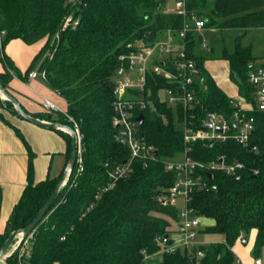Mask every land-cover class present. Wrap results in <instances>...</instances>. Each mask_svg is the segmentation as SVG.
<instances>
[{"label": "trees", "instance_id": "16d2710c", "mask_svg": "<svg viewBox=\"0 0 264 264\" xmlns=\"http://www.w3.org/2000/svg\"><path fill=\"white\" fill-rule=\"evenodd\" d=\"M170 0H0V30L5 31L0 46V86L11 92L14 66L4 49L13 40L39 46L33 66L45 75L47 85L63 98L65 111L29 113L41 120L69 125L80 135L81 151L67 184L61 189L52 208L38 225L30 245L32 264H144L146 256L160 252L158 239L170 235L174 223H180L175 203L164 199L176 180V173L166 170V163L178 161L183 155L184 122L194 130L203 129L209 113L229 121L233 135L234 108L229 97L204 67V58L195 52L193 32L184 39L179 32L190 17L206 21L205 28L257 29L264 26V0H186V16L165 12ZM171 9V8H170ZM68 16L78 20L75 27L63 28ZM174 33V43L183 48L205 77L195 85L196 103L185 114L180 106H170L162 99L167 88L178 87L163 75L149 72L145 92L146 108L139 112L144 123L140 138L154 148L157 156L147 166L133 159L131 172L125 178L111 179L110 173L131 160V151L116 141L113 126L115 74L120 57L129 52V43L151 45ZM230 78L238 86L240 99L255 107V88L249 82L251 64L256 62L251 46H244L238 37L233 53L224 52ZM176 59L156 61L166 70L174 71ZM31 66L25 73L27 79ZM19 101V100H18ZM0 120L14 128L24 141L30 159L34 156L23 134L11 118L24 120L9 101L1 100ZM24 108V107H23ZM25 109V108H24ZM8 114V116H6ZM255 119L254 131L246 145L229 138L225 141L196 140L191 143L190 156L197 162L226 164L236 161L245 165L240 180L221 169L197 168V186L188 206L201 219L211 220L202 230L220 235L222 241L209 245L182 247L163 254L158 264H237L233 248L238 239L256 238L252 255L260 258L264 249V112L256 108L247 113ZM70 159L72 138L63 131ZM182 159V158H181ZM80 160V161H79ZM67 164V163H66ZM66 167V166H65ZM254 170L258 171L255 175ZM32 164L29 184L10 216L6 230L0 234V249L13 233L26 228L61 180L46 179L34 184ZM203 252L199 257L198 252Z\"/></svg>", "mask_w": 264, "mask_h": 264}, {"label": "built area", "instance_id": "2783aa9c", "mask_svg": "<svg viewBox=\"0 0 264 264\" xmlns=\"http://www.w3.org/2000/svg\"><path fill=\"white\" fill-rule=\"evenodd\" d=\"M75 2L76 0H69ZM173 8H165V12H176L186 16V0H170ZM190 21V23H189ZM79 24L78 20L68 16L63 28L69 26L75 27ZM206 21L192 16L185 23L184 28L179 32V37L184 39L189 32L201 31L205 28ZM166 38L157 41L151 45H144L141 42L129 43L127 48L129 52L120 57L121 65L117 69L114 82L115 100L113 106L112 123L116 128V141L121 145L127 146L131 151V160L126 164L116 167L111 173V179L118 180L125 178L131 172V162L133 159H140L147 166L148 162L153 160L154 148L146 145L140 138L139 112L146 108V100L144 98L145 87L147 83V75L149 72H154L158 75H163L169 81L178 83V87L167 88L162 94L167 95L165 102L168 105L183 108L185 114L189 112L196 103L197 91L195 85L197 83L204 84L205 77L200 72L195 62L187 57L183 48L174 44V33L171 30L165 32ZM5 31L0 30V46L2 44ZM205 46V44H204ZM172 54L176 59L173 63L175 70H166L161 64H156V61L162 64L167 62V58ZM168 63V62H167ZM45 78L44 74H41ZM38 77V73L33 71L29 73V78ZM249 82L255 88V107L249 105L244 99L233 100L232 106L236 108L233 114L232 122L234 134L231 135V125L228 120L222 118L215 113H209L203 123V129L194 130L189 127L184 117L183 122V137L186 144L182 159L178 161H169L166 163V170L176 173V180L169 192V198L164 199L163 203L170 201L175 203L179 197H184L185 208L180 211V223L177 233L180 236V244L172 239L170 235L162 236L158 239V244L161 246L160 253L170 254L176 252L182 247H192L195 245V240L199 233L201 218L196 216L193 210L188 206L191 193L197 186L195 174L197 168L221 169L226 174L240 180L245 170V165L242 162L236 161L232 164H226L224 156L218 158V162L202 164L195 161L191 156V143L196 140L203 141H225L232 138L238 141L241 145H246L250 136L254 131L255 119L248 117L247 113L252 112L255 108L258 111L264 112V61L254 62L249 70ZM46 109L57 110L56 107L49 101L44 103ZM211 125V130H205L204 126ZM216 128H221L222 133L216 131ZM80 161V160H79ZM258 174L257 170L253 172ZM67 184V183H66ZM33 234L23 242H19L18 246L14 245L12 257L1 264H32L30 261V245ZM237 243L242 245L247 244L245 238L238 239ZM198 256L202 257L203 252H198ZM237 264H243L241 259L237 257ZM254 264H263L260 259H256Z\"/></svg>", "mask_w": 264, "mask_h": 264}, {"label": "crops", "instance_id": "0c3cea01", "mask_svg": "<svg viewBox=\"0 0 264 264\" xmlns=\"http://www.w3.org/2000/svg\"><path fill=\"white\" fill-rule=\"evenodd\" d=\"M257 29L264 31V26ZM229 30L248 32L253 29ZM165 38L166 35L162 39ZM244 46H251L253 49L252 45ZM39 48L37 45H28L21 40H13L6 45L4 52L14 66V78L10 83L11 92L29 113L35 114L51 111L46 109L44 105L46 101L51 102L57 110L65 111L67 109L65 100L47 85L45 79L38 72L39 62L33 66ZM225 51L228 52L226 49L223 50L222 56ZM253 56L257 59L256 62L264 61V58H257L254 54ZM204 60L206 71L218 87L229 97L239 100L238 86L230 78L227 60L223 59L228 66L226 73L227 84L221 82V77L215 73L212 59L204 58ZM31 66L34 67L32 72L36 71L38 77L30 79L28 76L27 79H24L25 73ZM4 71V64L0 61V73ZM11 121L23 134L25 142L29 145L34 156L30 159L29 151L24 141L18 136L14 128L0 120V234L5 232L7 222L15 206L29 184L30 162L32 164L31 176L34 184L46 179L59 178L67 163V143L61 134L55 130L42 128L15 117L11 118ZM175 233L178 239L170 236L176 244H180V236L177 231ZM255 238L256 232L253 231L246 245L237 243L233 248L235 255L241 259L243 264H254L256 260L252 255ZM195 244L199 245L198 242H195Z\"/></svg>", "mask_w": 264, "mask_h": 264}, {"label": "rangeland", "instance_id": "374dc122", "mask_svg": "<svg viewBox=\"0 0 264 264\" xmlns=\"http://www.w3.org/2000/svg\"><path fill=\"white\" fill-rule=\"evenodd\" d=\"M169 8H173V4L169 3ZM190 23V21H189ZM194 40H195V52L199 56H203L205 59H212L214 62V71L221 77V82L226 81V73L228 71V66L225 61L222 59L223 50H228L229 53L234 51L236 40L238 37H241L243 45H252L253 54L257 58H264V31L253 29L248 32L240 31V30H229V29H215V28H204L202 31L193 32ZM204 43L206 46H204ZM211 61V62H212ZM162 99L164 101L167 100V95L162 94ZM4 102V99L1 98ZM3 109L0 107V111ZM8 116V114H6ZM9 117V116H8ZM177 128L183 130V123L176 122ZM182 158V157H181ZM180 158V159H181ZM178 159V160H180ZM176 207L179 211L185 208V199L184 197H179L175 201ZM211 220L201 219V224L199 227V233L195 240L199 245H209L213 242L222 241V237L220 235H210L202 230L206 225L210 224ZM178 230V224L174 223L173 227L170 231V235L174 239H178L177 234L174 232ZM19 240L16 241L15 245L18 246ZM240 244V243H239ZM196 245V244H195ZM197 245V246H199ZM246 245V244H245ZM253 251V248H252ZM264 264V249L259 258ZM163 260V254L158 252L150 256H146L144 264H158Z\"/></svg>", "mask_w": 264, "mask_h": 264}, {"label": "water", "instance_id": "95a60500", "mask_svg": "<svg viewBox=\"0 0 264 264\" xmlns=\"http://www.w3.org/2000/svg\"><path fill=\"white\" fill-rule=\"evenodd\" d=\"M0 96L2 99L11 102L13 104V106L15 107L17 113L24 120H26V121H28V122L36 125V126L42 127V128L52 129V130H60V131L66 132L72 138V147H71L70 159L66 164V167L63 171V176H62L61 180L58 182V184L56 185L52 196L46 202L44 207L39 211V213L33 219V221L26 228L13 231V233L10 235V237L7 239V241L4 243L3 247L0 249V264H1L3 261H6L12 257L14 252L13 253H11V252L13 250V247H14L16 241L19 240V242L21 243L24 240H26L28 237H30L35 232L36 228L42 222L44 217L47 215L49 210L52 208V206H53L56 198L58 197L61 189L66 185L69 177L71 176V173L73 172V170L76 166V163L78 161V157H79L80 151H81V141H80L79 132L75 128H73L69 125L61 124V123L48 122L45 120H41V119H38V118L30 115L23 108V106L21 105V103L18 101L17 98L14 97L4 87H1V86H0ZM137 120L139 122V125L142 126L144 123V115L140 114ZM204 129L205 130H211L212 127H211V125H206V126H204ZM216 131L222 133L221 128H216ZM154 155L157 156V152H155ZM126 163L127 162L125 161L124 164H126Z\"/></svg>", "mask_w": 264, "mask_h": 264}]
</instances>
